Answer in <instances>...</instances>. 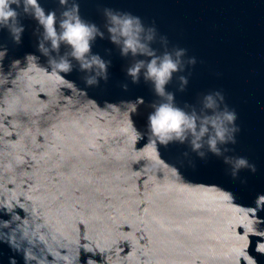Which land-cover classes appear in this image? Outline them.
Masks as SVG:
<instances>
[{
	"label": "water",
	"instance_id": "water-1",
	"mask_svg": "<svg viewBox=\"0 0 264 264\" xmlns=\"http://www.w3.org/2000/svg\"><path fill=\"white\" fill-rule=\"evenodd\" d=\"M38 2L58 21L80 5L108 79L95 65L81 71L66 42L53 48L24 0L10 5L17 16L0 25V264H264V0ZM106 9L141 18L135 54H122ZM21 25L17 44L9 29ZM165 52L180 70L160 96L145 73ZM61 58L70 73L52 71ZM140 61L134 84L127 70ZM209 94L237 115L219 154L211 126L199 150L191 131L183 143H149L153 105L194 115L199 133Z\"/></svg>",
	"mask_w": 264,
	"mask_h": 264
},
{
	"label": "clouds",
	"instance_id": "clouds-1",
	"mask_svg": "<svg viewBox=\"0 0 264 264\" xmlns=\"http://www.w3.org/2000/svg\"><path fill=\"white\" fill-rule=\"evenodd\" d=\"M59 2L61 5H67L68 0H59ZM13 3L18 6V0H0V25L5 26V21L10 22L17 16L15 9L10 6ZM24 4L25 11H27L29 6L34 9V18L44 28L45 38L50 40L53 48L58 47V43L60 41L66 42L72 48L71 55L81 62V71L89 70L95 65L101 70V72L104 73L103 79L107 81V69L110 62H105L97 54H91V42L94 38L96 25L89 24L81 18L79 15L80 5L78 3L73 2L71 8L66 9L62 13L64 18L59 21L57 20L56 12L51 11L46 13L45 9L39 4L38 0H24ZM105 11L106 15H108L112 21V26L108 29L109 32H119L120 36L125 38L122 54H127L129 50L135 54L138 47H142L136 38V34L143 27L141 18L127 12H114L111 9H106ZM9 31L14 41L19 44L24 32V27L21 25L15 28H10ZM152 31H155V27L152 28ZM100 35L103 36V33H100ZM165 39L167 38L165 37ZM112 40L115 41L114 35L112 36ZM38 47L41 52L46 51L43 43L39 44ZM3 52L6 53V49ZM186 53L187 50L183 48H178L176 50L177 57H183ZM30 57L35 56L33 54L26 55L27 60ZM16 62L17 61H14L13 63L15 64ZM143 63V61H140L138 64L128 68L127 70V75L132 78V83L134 84L139 83L138 73L140 72L141 64ZM189 63L195 65V57L190 58ZM49 65L51 66L52 71L60 70L64 73H70L72 71L69 62L63 58H61L60 61L49 60ZM179 70L180 63L172 58V54L170 52H165L162 58L159 59V63H157V59H151L147 63L145 79H151L155 85L157 95L163 96L165 95V85L171 79L173 73ZM99 75L100 73L98 72L94 76L86 77V85L91 87L98 84L99 81L97 76ZM180 81V90L183 91L184 86L188 83V80L186 77L181 76ZM123 88L127 91L128 85L124 84ZM214 95L219 97L220 101L225 100L224 94L220 91H217ZM214 95L209 94L206 96V107L213 109V111L201 121L199 133H197V119L194 115H189L183 109L168 102L153 105L154 111L150 112L147 118V127L149 130L147 136L149 143L158 142L165 147L173 141L183 143L186 139L185 133L191 131L193 136H195V139L192 141L193 148L194 150H199L201 148V144L198 141L205 135L206 132H208V126H211L214 130V135L209 138L208 143L210 145V150L219 154L217 142L225 141L229 132V129L225 127V124L227 122L228 124L235 125L237 115L235 111L231 110L226 103L222 108L218 107L214 99ZM167 99L171 101L173 99V94L168 93ZM231 131H239V128L233 126ZM233 142L235 141L233 140ZM246 166V159L239 158L237 160V168ZM254 170L255 169L253 168V171ZM261 198H264V195L257 198V207H259L258 201ZM13 264H15L14 261Z\"/></svg>",
	"mask_w": 264,
	"mask_h": 264
}]
</instances>
